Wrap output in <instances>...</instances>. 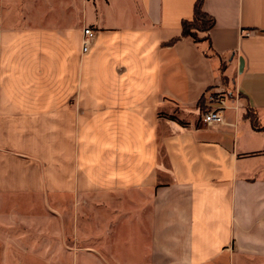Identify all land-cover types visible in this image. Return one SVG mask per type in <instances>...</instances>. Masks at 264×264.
I'll return each instance as SVG.
<instances>
[{
    "label": "crops",
    "instance_id": "0c3cea01",
    "mask_svg": "<svg viewBox=\"0 0 264 264\" xmlns=\"http://www.w3.org/2000/svg\"><path fill=\"white\" fill-rule=\"evenodd\" d=\"M195 2L0 0V238L48 261L264 264L246 118L264 124V0H204L200 42L182 34ZM210 89L233 95L222 124L202 121ZM135 222L137 255L118 231Z\"/></svg>",
    "mask_w": 264,
    "mask_h": 264
},
{
    "label": "rangeland",
    "instance_id": "374dc122",
    "mask_svg": "<svg viewBox=\"0 0 264 264\" xmlns=\"http://www.w3.org/2000/svg\"><path fill=\"white\" fill-rule=\"evenodd\" d=\"M253 116L254 114L252 112ZM258 114V112H257ZM124 230L125 233L129 234V237L126 235V238L129 239V241L126 243V246L131 251L129 253L131 254H139V250L142 249L144 243L147 242L148 236L144 233L143 227H141L137 222L135 224L124 226L121 225L118 227V231L122 232L121 230ZM119 233L116 235V237H119ZM21 237V236H19ZM24 238H32L33 233L29 232L28 235L23 236ZM42 237L37 238L36 241L31 242V246L34 245L35 247H41L43 245ZM18 244L26 245L27 242H20ZM140 247V248H139ZM64 262L66 264H91L90 258L88 257L87 252H82L80 255L72 256V257H57L53 258L52 261H48V259L45 258H38V257H26L25 252H22L19 248H17L16 243L11 244V242H8L6 240H3L0 238V264H6L14 263V264H58V262Z\"/></svg>",
    "mask_w": 264,
    "mask_h": 264
},
{
    "label": "built area",
    "instance_id": "2783aa9c",
    "mask_svg": "<svg viewBox=\"0 0 264 264\" xmlns=\"http://www.w3.org/2000/svg\"><path fill=\"white\" fill-rule=\"evenodd\" d=\"M95 31L86 27L84 29L83 51L89 50ZM233 99L228 91L224 89H210L201 98L202 121L206 124H222L225 121L224 111L229 108V103Z\"/></svg>",
    "mask_w": 264,
    "mask_h": 264
},
{
    "label": "trees",
    "instance_id": "16d2710c",
    "mask_svg": "<svg viewBox=\"0 0 264 264\" xmlns=\"http://www.w3.org/2000/svg\"><path fill=\"white\" fill-rule=\"evenodd\" d=\"M214 24V17L204 9V0H196L193 18L182 21V34L191 37L196 42L210 40L209 35L202 36L201 33L209 32ZM223 78L225 79V77ZM252 112L256 115L253 116ZM246 118L251 121V124L255 129H264V124L261 123L256 109L248 107L246 110Z\"/></svg>",
    "mask_w": 264,
    "mask_h": 264
},
{
    "label": "water",
    "instance_id": "95a60500",
    "mask_svg": "<svg viewBox=\"0 0 264 264\" xmlns=\"http://www.w3.org/2000/svg\"><path fill=\"white\" fill-rule=\"evenodd\" d=\"M244 63L243 59H242V64Z\"/></svg>",
    "mask_w": 264,
    "mask_h": 264
}]
</instances>
